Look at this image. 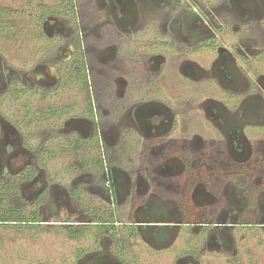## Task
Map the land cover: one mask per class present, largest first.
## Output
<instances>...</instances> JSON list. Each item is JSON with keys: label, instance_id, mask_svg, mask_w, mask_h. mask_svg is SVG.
I'll return each mask as SVG.
<instances>
[{"label": "flooded vegetation", "instance_id": "af4514ba", "mask_svg": "<svg viewBox=\"0 0 264 264\" xmlns=\"http://www.w3.org/2000/svg\"><path fill=\"white\" fill-rule=\"evenodd\" d=\"M11 253L264 264V0H0Z\"/></svg>", "mask_w": 264, "mask_h": 264}, {"label": "rangeland", "instance_id": "374dc122", "mask_svg": "<svg viewBox=\"0 0 264 264\" xmlns=\"http://www.w3.org/2000/svg\"><path fill=\"white\" fill-rule=\"evenodd\" d=\"M82 1V0H81ZM85 8L83 2H81V7L78 8L80 13H84ZM89 9V8H88ZM56 240L54 241L50 235H42L39 240L35 243L27 244L26 250L22 251L23 260H30L33 256L37 257V259H47L50 260L52 256V245L57 246L58 257L65 256L66 251L68 250L67 238L64 233L59 232V234L54 237ZM31 245V246H30ZM17 256V255H16ZM16 256L11 253L10 264H18ZM24 263V262H22Z\"/></svg>", "mask_w": 264, "mask_h": 264}]
</instances>
